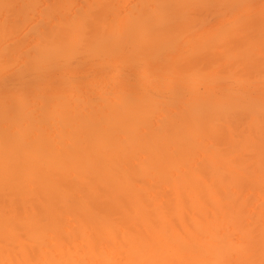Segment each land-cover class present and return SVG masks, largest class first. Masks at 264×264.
I'll return each mask as SVG.
<instances>
[{"label": "bare ground", "instance_id": "1", "mask_svg": "<svg viewBox=\"0 0 264 264\" xmlns=\"http://www.w3.org/2000/svg\"><path fill=\"white\" fill-rule=\"evenodd\" d=\"M0 264H264V0H0Z\"/></svg>", "mask_w": 264, "mask_h": 264}]
</instances>
